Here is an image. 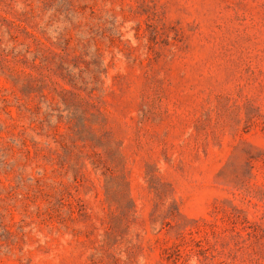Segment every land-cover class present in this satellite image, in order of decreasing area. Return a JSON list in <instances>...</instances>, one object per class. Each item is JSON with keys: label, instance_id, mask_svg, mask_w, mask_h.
I'll return each instance as SVG.
<instances>
[{"label": "rangeland", "instance_id": "rangeland-1", "mask_svg": "<svg viewBox=\"0 0 264 264\" xmlns=\"http://www.w3.org/2000/svg\"><path fill=\"white\" fill-rule=\"evenodd\" d=\"M0 264H264V0H0Z\"/></svg>", "mask_w": 264, "mask_h": 264}]
</instances>
